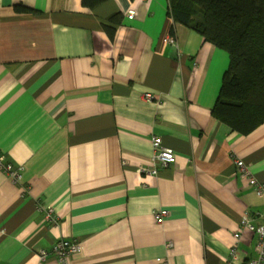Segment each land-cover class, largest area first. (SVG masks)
<instances>
[{"label":"crops","instance_id":"obj_1","mask_svg":"<svg viewBox=\"0 0 264 264\" xmlns=\"http://www.w3.org/2000/svg\"><path fill=\"white\" fill-rule=\"evenodd\" d=\"M229 64L169 0H0V160L20 173L0 168V264H61V238L82 246L68 264L257 258L241 221L264 224V191L235 159L264 184V123L243 134L213 114Z\"/></svg>","mask_w":264,"mask_h":264},{"label":"trees","instance_id":"obj_2","mask_svg":"<svg viewBox=\"0 0 264 264\" xmlns=\"http://www.w3.org/2000/svg\"><path fill=\"white\" fill-rule=\"evenodd\" d=\"M103 1L83 0V4ZM169 1L177 22L230 55L213 114L233 130L252 132L264 123V0ZM16 9L28 10L22 5Z\"/></svg>","mask_w":264,"mask_h":264},{"label":"built area","instance_id":"obj_3","mask_svg":"<svg viewBox=\"0 0 264 264\" xmlns=\"http://www.w3.org/2000/svg\"><path fill=\"white\" fill-rule=\"evenodd\" d=\"M136 11L134 9H131L128 11V17L133 18ZM168 41L171 43H176V38L174 36L168 37ZM146 99L153 98V95L148 92L145 93ZM153 146L154 149H156V154L153 158L155 162H157L162 167H167L175 162L176 159V153L174 149L170 147H166L163 145L162 138L159 136L153 137ZM235 164L238 168V172L240 174V177L246 178L249 180L250 185L255 187V189L258 192L264 191V184H261L258 182L256 177L252 174V171L250 170V167L239 158L235 159ZM0 168H5V170L12 176L14 180L20 179V173L16 169H13L12 164H8L4 166V164L0 160ZM23 167H21L22 169ZM140 174L143 175H156L158 173V168L156 165L152 166H141L138 170ZM52 210L51 208L49 209ZM169 211L167 209H159L155 213V221L157 223H163L165 222L166 218L168 217ZM242 227L247 228L253 232H256L258 234V240L256 249L258 252V257L255 259H250L246 262V264H264V224L260 226H256L252 223L250 215L245 213L242 217ZM236 238L239 239L240 234H235ZM168 246H172V243H169ZM82 251V246L80 242L75 240H70L68 238H61L59 239L52 247L51 252L58 258L59 262L61 264H68L70 259L78 254H80ZM235 252V250L233 251ZM48 252L46 250L40 251V257L42 259L47 257Z\"/></svg>","mask_w":264,"mask_h":264}]
</instances>
